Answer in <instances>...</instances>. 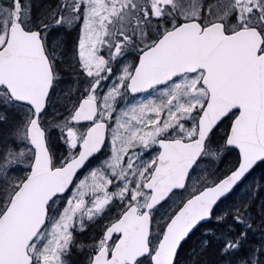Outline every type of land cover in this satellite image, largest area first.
<instances>
[{
	"label": "snow or ice",
	"instance_id": "snow-or-ice-1",
	"mask_svg": "<svg viewBox=\"0 0 264 264\" xmlns=\"http://www.w3.org/2000/svg\"><path fill=\"white\" fill-rule=\"evenodd\" d=\"M0 264H264V0H0Z\"/></svg>",
	"mask_w": 264,
	"mask_h": 264
}]
</instances>
